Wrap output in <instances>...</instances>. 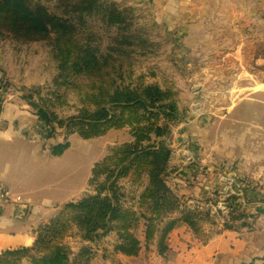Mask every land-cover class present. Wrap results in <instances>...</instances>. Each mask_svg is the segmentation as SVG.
<instances>
[{
    "label": "trees",
    "instance_id": "trees-1",
    "mask_svg": "<svg viewBox=\"0 0 264 264\" xmlns=\"http://www.w3.org/2000/svg\"><path fill=\"white\" fill-rule=\"evenodd\" d=\"M136 20L135 9L110 0H0V43L43 45L56 65L51 83L19 92L21 103L42 119L47 136L63 137L51 155L63 156L74 134L89 141L129 130L131 137L94 166L90 193L41 227L32 248L6 251L0 264H89L91 250L76 253L62 243L72 226L87 244L115 234L116 255L138 257L142 236L146 247L156 244L158 255L165 257L179 223L196 234L206 224L237 232L257 218L245 212L238 197H230L227 212L216 216L203 208L216 204L215 198L186 199L173 188L176 170L169 141L182 120L179 92L145 84L144 77L132 80L136 57L153 54L155 46ZM101 26L108 35L98 32ZM72 90L78 102L70 107ZM135 188L142 189L139 196Z\"/></svg>",
    "mask_w": 264,
    "mask_h": 264
},
{
    "label": "crops",
    "instance_id": "crops-1",
    "mask_svg": "<svg viewBox=\"0 0 264 264\" xmlns=\"http://www.w3.org/2000/svg\"><path fill=\"white\" fill-rule=\"evenodd\" d=\"M174 1L165 15L157 10L162 3L155 7L160 13L156 20L169 21L170 31L183 38L176 42L182 45L186 58L192 55L196 60L190 63L195 71L189 75V108L172 130L171 142L182 146L179 160L172 159L176 170L172 186L186 199H217V177L228 172L248 188L244 210L257 218L237 232L224 231L221 224L207 226L200 237L179 226L169 237L165 257H160L154 247L145 249L147 261L143 250L135 258L116 255L113 250L111 254L118 264H264V59H254L251 67L240 58L228 60L231 53L224 38L234 27L238 29L239 23L250 25L261 20L264 26V0H184L179 6V0ZM236 48V52L241 50L240 45ZM219 52H225L219 59L208 58ZM213 67L215 75L198 77V70L204 75ZM5 73L0 59V85L6 84ZM194 87L200 91L194 93ZM205 97L211 98L207 105ZM215 100L219 103L207 107ZM202 103L203 110L197 109ZM20 104L0 105V123L7 124L4 131L0 130V185L10 192V200L0 202V256L9 250L32 248L41 227L49 225L66 205L90 193L92 171L88 189L80 198L69 196L59 201L45 190L46 176L37 173L41 169L38 165L62 158L71 143L63 156L53 157L51 150L63 137H48L42 119ZM124 131L130 135L129 130ZM180 138L183 141L178 142ZM110 146V150L116 147ZM178 150L172 147V155ZM223 150L226 158L220 152ZM23 264L31 263L25 260Z\"/></svg>",
    "mask_w": 264,
    "mask_h": 264
},
{
    "label": "rangeland",
    "instance_id": "rangeland-1",
    "mask_svg": "<svg viewBox=\"0 0 264 264\" xmlns=\"http://www.w3.org/2000/svg\"><path fill=\"white\" fill-rule=\"evenodd\" d=\"M110 1L117 2L125 8L135 9L137 26L144 29L155 45L153 48V54L143 57L137 56L134 60V75L132 80L137 83V79L144 77L145 84L156 85L157 83L163 87V90H173L175 92H179L178 105L181 106L182 111L180 110V112L182 114L184 110L189 108L188 104L190 103V99L188 98V94L192 96L190 93L191 83L189 82V75L195 71V68L190 63L195 61L196 57L188 55V58H186L184 52L182 51V45L178 43L183 38L181 35L177 36L170 31V27L168 26L169 21H164L163 19L160 20L161 22H157L156 20L160 13L165 15L168 11L169 3L174 4L175 1L144 0L147 4L142 3V1L136 2L134 0ZM183 2L184 0H179L177 5L179 6ZM160 3L163 5L158 7ZM155 7H158L157 10L160 13L155 11ZM161 17L163 16L160 15V18ZM165 19L168 20V18ZM181 21L183 22L184 27V19H181ZM236 26H239V28L236 29L234 27L231 35H224V38L229 44L226 47L227 52L231 53L228 60L240 58L244 63L249 64V66L254 63V59L256 58L263 60L264 26L261 20L254 24L250 23V25L239 23ZM253 29H255V31H253ZM98 32H100L103 36L108 35L106 28L102 26ZM177 39L178 42H176ZM237 45H240L241 48L238 52H236ZM224 53L219 52L208 58L219 59ZM0 59L2 68L6 71L5 76H7L6 84L0 85V97H2V95L5 96V99H0V105L1 103L4 105L9 102L20 104L21 101L19 100V95L22 93L19 92H21L22 87L31 88L33 86L47 85L51 83L56 76V65L53 63L50 55L48 54L47 48L43 45L13 47L0 43ZM215 70V67L208 68L207 73L204 75H201V71L198 70V77L200 76L202 78H206L208 76H213L215 75ZM191 100L195 99L192 97ZM77 102V93L73 90L70 91L67 97V104H69L70 107H73ZM218 103L219 102L215 100L209 103L207 107H214ZM21 104L23 105V103ZM69 106H66L64 109L69 114L74 113V109H71ZM72 137V140H70L71 149L62 158H51L45 165H38L41 169H39L40 171L37 173L39 175L44 174L46 176V183L44 185L45 190L49 194L56 196L59 201L69 196L79 198L82 197V194L88 189V183L93 166L110 155V145L117 147L131 141L129 133L124 130H114L110 132V135L107 138L95 139L91 141H83L77 135H73ZM171 146L176 147L179 151H181L180 148H182V146L177 147V145L173 142H171ZM116 147H114V149ZM220 152L223 154L224 158H226V150ZM220 177L221 175L217 177L216 184L218 187H216L217 190L221 191L222 188L219 182ZM40 181H42V179H40ZM125 185L128 186L127 183H125ZM135 191L136 196H139L142 193V189L135 188ZM130 198H128L127 204L129 206H134V203L131 202ZM179 226L187 228L193 234L192 236L197 237H200L202 233L204 234L203 231L205 227L209 226L210 228H215L206 224L204 225L201 234H196L183 223H179L176 229ZM208 232L211 233L212 231L208 229ZM140 239L143 243L142 255L144 256V261H147L145 249L148 247H146L142 236ZM169 240L170 239H168V246ZM116 241L117 238L115 237V234H110L108 237H104L98 241L97 244L84 243L79 237L78 229L72 226L62 243L71 247V249L76 253L80 252L83 248L91 250L92 255L89 264H118L114 256L111 254V250H113V247L116 245ZM151 247H154L157 252L156 244L150 246L149 248ZM145 264H147V262H145Z\"/></svg>",
    "mask_w": 264,
    "mask_h": 264
},
{
    "label": "built area",
    "instance_id": "built-area-1",
    "mask_svg": "<svg viewBox=\"0 0 264 264\" xmlns=\"http://www.w3.org/2000/svg\"><path fill=\"white\" fill-rule=\"evenodd\" d=\"M211 98L210 97H205L204 98V104L207 105ZM203 103L196 106L197 109L203 110L202 109ZM198 111V110H197ZM196 111V113H197ZM194 113V114H196ZM171 144V141H169ZM174 143V142H173ZM181 151L178 150V153L176 155H172V159H177L180 156ZM179 160V158H178ZM183 162H181V165L183 166ZM186 165V164H185ZM221 177H220V185L222 190L219 191L218 196H217V203L216 204H209V205H204V207H209L211 209V212L213 215L219 216L220 213H225L227 212L229 203L228 199L230 197H238V204L242 206L243 209L247 207L248 205V198H247V190L248 188L243 185L238 183L232 175H230L228 172H221ZM10 200V192L4 187L0 185V202H8Z\"/></svg>",
    "mask_w": 264,
    "mask_h": 264
},
{
    "label": "water",
    "instance_id": "water-1",
    "mask_svg": "<svg viewBox=\"0 0 264 264\" xmlns=\"http://www.w3.org/2000/svg\"><path fill=\"white\" fill-rule=\"evenodd\" d=\"M194 93L196 92H199L200 91V88L199 87H194L193 90H192ZM7 127V124L1 122L0 123V130L4 131L5 128ZM183 140H181V138L178 140V142H181ZM186 158H189V154H186Z\"/></svg>",
    "mask_w": 264,
    "mask_h": 264
}]
</instances>
